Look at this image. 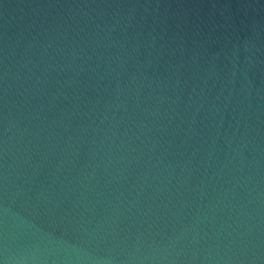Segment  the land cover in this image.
Here are the masks:
<instances>
[{"label":"water","instance_id":"1","mask_svg":"<svg viewBox=\"0 0 264 264\" xmlns=\"http://www.w3.org/2000/svg\"><path fill=\"white\" fill-rule=\"evenodd\" d=\"M0 264H264V0H0Z\"/></svg>","mask_w":264,"mask_h":264}]
</instances>
